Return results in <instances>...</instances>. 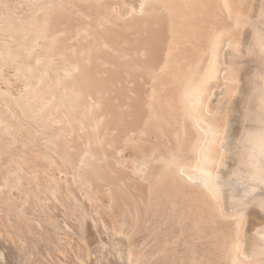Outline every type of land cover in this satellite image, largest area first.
I'll use <instances>...</instances> for the list:
<instances>
[{"label": "bare ground", "instance_id": "obj_1", "mask_svg": "<svg viewBox=\"0 0 264 264\" xmlns=\"http://www.w3.org/2000/svg\"><path fill=\"white\" fill-rule=\"evenodd\" d=\"M254 1L45 0L31 7L21 27L36 44L29 47L28 57L41 61L63 47L74 59L52 78L40 75L27 81L33 94L38 95L43 85L48 96L42 122L45 145L29 134L32 154H23L26 168L37 174L40 185L35 217L29 216L33 208L26 191L3 204L17 220L35 221V245L15 248L18 239L12 235L27 231L23 233L18 222L2 223L12 237L9 249L1 253L6 264H20L15 261L18 256H28L33 260L29 264H81L79 260L89 255L82 239L91 220L87 206L105 223L111 243L105 250L113 264H247L244 249H259L264 240V229L246 218V202L257 189L242 187L240 192L241 187L236 190L217 181L215 168L224 165L220 162L228 151L223 149L236 131L228 139L222 122L214 117L210 83L228 80V67L217 61L243 44L241 27L249 21ZM137 13L145 16L136 17ZM63 25L75 45L63 41V46ZM0 49L10 51L2 45ZM260 51L263 54L264 47ZM13 53L21 58V53ZM230 53L233 57L235 52ZM138 55L148 59L141 61ZM29 63V58H21L17 72L25 65L33 71ZM141 71L148 78L146 86L140 83ZM64 104L75 110L68 113L96 127L93 136L99 148L87 136L57 140L60 132L69 131L54 125L67 122L56 107ZM33 114L27 112L38 123ZM71 131L76 133L77 127ZM250 138L263 154L264 130H254ZM54 153L61 155L59 162L53 160ZM263 176L255 164L250 177L263 182ZM251 231L258 239L252 244Z\"/></svg>", "mask_w": 264, "mask_h": 264}, {"label": "rangeland", "instance_id": "obj_2", "mask_svg": "<svg viewBox=\"0 0 264 264\" xmlns=\"http://www.w3.org/2000/svg\"><path fill=\"white\" fill-rule=\"evenodd\" d=\"M43 1L45 2V0ZM43 1L0 0V45L10 49V51L0 49V264H6V260L2 257L1 253L5 249H9V246L11 245L9 240L12 237L18 239L15 240L14 238V246L17 249L20 247L34 249L35 245V221L31 220L28 222L27 220H17V216L9 213L3 204L4 200L12 201L14 197L17 200V197L19 198V195H24L26 191L28 192L26 196L28 197V205L33 208L31 209L29 216L35 217V201L37 199L36 193L39 190L38 188H40V185L36 177L37 174L32 173L26 168L23 154L31 153L29 150L31 147L29 134L37 137L39 141L43 143V146L45 145L44 143L46 140L44 139L43 141L42 135L46 132V129L43 127V121L45 119H43V117H45L48 113V110L45 109L46 103L48 102V96L43 94L42 89L44 88L43 85H40L38 88V91L40 90L38 95L42 94L43 96L41 95L40 99L34 97L35 95H38L37 93L33 94V89H30L32 87H28V85L31 83V78L35 81L39 78L38 76L43 75L45 79H49L54 76L56 71L63 72V67H67L68 65L70 67L71 61L74 59L73 54L69 53V49L68 51H65L62 45L61 47L63 50L60 47L62 52H58L60 50L54 49L53 52L42 58L41 61L28 57L27 53L29 52V47L32 45L36 46V44L30 34L28 35L25 30L22 31L21 29L25 23V21H23V16L29 15V13L32 12L31 7H35L38 3L41 4ZM55 1L61 3L65 0ZM238 2L239 4H242L243 0H238ZM67 6L69 9L73 10L74 15L78 16L77 10H74V6L72 7V4H67ZM263 11L264 0H255L252 2L249 9V21L244 22L245 25L241 27L245 34L242 37L243 44L237 45V48L234 50H231L232 48L227 50L228 53L225 54L224 59L218 58V60H220H216L219 66L224 63L225 66L228 67V72L225 75L228 80H222L219 85L216 82L211 81V89L215 92V94L212 96L210 107L213 111L214 117L218 121L222 122L223 132L227 131L226 133L224 132V135L228 136V139L231 131H236L234 139L229 141L230 145H226V148L223 149L224 152L228 151L229 154L222 157L220 162L221 164L224 163V167L221 166L220 168H215V173L217 172L216 174L219 176L218 179H216L219 184H223L224 181H226V183H230L233 187L237 188L236 190L241 187V189H239L240 192L243 189L242 187L257 189L246 202L249 205L246 218L250 219L254 227H261L264 229V201L261 202L260 200H256V197L258 196L262 197L264 200V176L263 182H257L255 179L250 177L255 171V164L261 167L264 175V152L263 154L258 152L250 138V135L254 132V130H264V53L262 54L260 51L262 47H264ZM144 16L145 13L136 14V17ZM64 27L65 25L61 27V42L63 43L64 41L66 46H70V44L75 45L74 43L76 42L72 38L70 30H67L66 28L64 30ZM254 28L257 29V34L254 33ZM234 30L233 32L237 33L238 30ZM66 42L68 43L66 44ZM15 50L21 53V58L24 60L29 58V64L34 66L33 71H29L28 66L25 65L20 70L21 72L18 71L20 74L17 72L15 65L16 63L17 65L19 64L21 58H17L13 55V51ZM67 52L68 54H66ZM230 52H235L233 57H231ZM77 57H81V52H78ZM137 59L146 61L148 57L147 55H138ZM216 61L215 65H217ZM125 62H130V59L125 60ZM207 62V64L204 63L206 67H208V64L210 65L211 60ZM88 65L89 67H94V63L92 62H87V66ZM78 73L79 72H75V75H78ZM143 73L144 72L141 71L140 75L142 77L140 79L141 81H139L146 86L148 84V78L145 73ZM27 81H29V84ZM244 98L246 100H244ZM40 101L42 103L45 101V105L43 106ZM56 107L57 111L59 110L58 113H60L59 117L62 116L60 119L63 121L66 119L67 122L64 121L61 123H55L54 125L57 127L55 129H58V127H66L69 129V131L66 130L64 133L60 132L59 137L57 138L58 141H64V139L70 140L71 137H76V135L80 139H84L87 136L86 138L89 139V141L91 140V144L99 148L98 142L95 141L96 139L93 136L94 132L97 130L94 125L93 127H90L87 120L85 121V119L80 116L68 113L69 109L72 110V113L75 112V110L69 105L65 106L64 104L63 106H59V108L56 105ZM27 112L34 113L33 115L36 117L35 119H38L39 122L37 123L30 119V117L27 116ZM65 112L66 114H64ZM40 119H42V121ZM52 123L54 122L52 121ZM72 126L77 127L76 133H72V131L70 132V128ZM79 126H81V129ZM249 141L252 142V144ZM85 149L86 151L90 150L87 146ZM58 154H52V158L53 160L59 162L61 155ZM42 157L45 161H48L45 154H42ZM223 170L225 175L222 172ZM223 175L225 177H223ZM229 188L230 187L226 184L225 189L227 196H229ZM238 196L242 198L241 193H238ZM239 210L241 211V209ZM88 211L91 216V220H89L88 226L84 229L82 239L86 249H88L89 255L80 259L79 262L81 264H113L112 258L108 255L107 250H105L111 249V243L106 233L105 223L102 221L100 216L90 209L89 206H87V212ZM4 222H8L11 226H15L19 223L23 233L26 230L27 232H25L27 234L25 233L20 237L13 236L11 234V237L7 231H4L5 227H3L4 224H2ZM29 227L31 230H29ZM85 240L88 242V245H86ZM255 240L258 239L253 236V231H251L249 234V241L252 244ZM259 242L260 248L262 249H244V253L247 254V264H264V240ZM27 258L29 257L26 256L25 259L18 256L15 261L20 264H24V262L25 264H29L32 259Z\"/></svg>", "mask_w": 264, "mask_h": 264}]
</instances>
